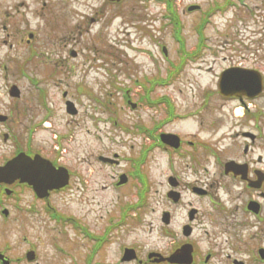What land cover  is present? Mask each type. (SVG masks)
<instances>
[{
  "label": "rangeland",
  "instance_id": "obj_1",
  "mask_svg": "<svg viewBox=\"0 0 264 264\" xmlns=\"http://www.w3.org/2000/svg\"><path fill=\"white\" fill-rule=\"evenodd\" d=\"M24 1L30 4L25 11L36 38L32 46L24 43L23 49L8 52L14 61L20 55L23 65L24 143L35 149L44 147L48 153L59 148L58 157L76 168L77 175L68 188L45 199L47 203L38 202L36 221L25 219L23 228L0 227V248L14 264H93L97 241L92 235L107 229L123 206L141 202L140 195L145 202L136 206L132 224L140 227L142 215L154 224L152 234L147 228L145 236L150 245L171 243L175 238L162 236L158 229L160 213L168 209L163 197L167 176L171 170H184V181L193 182L197 175L185 167V152L184 156L168 153L153 145V136L145 128H152L153 121L165 113L169 116L171 101L174 112L186 118L170 123L168 129L189 138L198 128L193 113L205 110L204 99L216 88L222 69L254 65L264 75V0H172L182 45L175 39L167 9L158 0H122L118 5L108 0ZM194 5L200 8L189 11ZM162 46L167 47L166 56ZM69 48L78 55H70ZM177 66L179 70H172ZM33 79H39L38 83ZM155 80L159 82L154 84ZM39 87L47 94L49 126L40 125L47 107L34 100ZM65 90L79 108L77 115L66 111ZM128 95L139 104L136 109L128 104ZM210 98L217 105L222 102ZM232 104L224 103L223 108ZM115 153L119 165L98 159ZM124 172L130 174L127 185L107 187L113 174ZM139 175H145V187ZM220 196L225 202L223 190ZM202 202L206 213L214 216L208 219L217 224L202 235L200 247L203 252L213 248L216 261L224 260L228 248L239 243L241 228L232 226L231 220L240 214L217 213L209 200ZM113 248L106 244L103 253H112ZM29 249L37 253L33 262L26 259Z\"/></svg>",
  "mask_w": 264,
  "mask_h": 264
},
{
  "label": "flooded vegetation",
  "instance_id": "obj_2",
  "mask_svg": "<svg viewBox=\"0 0 264 264\" xmlns=\"http://www.w3.org/2000/svg\"><path fill=\"white\" fill-rule=\"evenodd\" d=\"M25 8L29 11L30 4L24 0H0V52L6 48L5 55L0 58V166L15 158L20 152H26L31 156L41 153L49 158L55 167H67L73 181L77 169L65 163L62 156L58 157L60 151L48 153L44 147L25 148V123L23 116L20 115L23 111L24 98L21 83L23 65L20 55L16 56L14 61L8 54L11 50L23 49L24 43L32 46L36 38V33L28 26L30 23ZM226 68L256 67L229 65ZM223 70L218 75L216 88L208 91L210 96L204 99L202 106L205 110L193 113L198 119V128L189 138L168 129L170 123L186 118L180 113L174 112L169 116L165 113L158 121H153L152 128H145L153 136V145L161 147L168 153H182L183 156L186 153L188 157L184 159L185 167L197 175L193 182L184 181L182 177L184 170L181 173L171 170L167 176L168 188L164 190L163 197L167 200L165 208L168 209H162L161 225L158 229L162 236L175 240L166 245H150L145 236L147 228L150 230L149 234H152L153 222L147 223L141 215L138 217L143 220L139 223L140 227L132 224L136 222L133 216L136 206L145 201L125 205L121 215L93 238L97 241L94 247L96 251L94 255L97 254V257L93 264H264L263 96L260 94L249 98L246 95H221L218 85ZM13 87L19 90L20 96H14L18 91H12ZM65 93L64 100H72L67 90ZM41 96L47 99L45 92ZM213 96L222 101L220 105L211 101L210 97ZM35 100L41 103L38 96ZM228 102L233 104L223 108L224 103ZM36 106L42 109L40 104ZM138 106L137 103L136 108ZM164 133L179 135L180 147L175 149L171 144L164 143L161 137ZM164 138L168 140V137ZM227 164H233L234 167L227 169ZM124 173L127 180L129 176L130 181V174ZM122 174H113L112 182L107 187L119 188L127 185L129 181L119 185ZM222 190L227 197L225 202L220 196ZM54 193L56 190L50 192V195ZM204 200H209L213 208L217 209V213L229 211L232 214H240L239 219L231 220L232 226L241 228L239 243L234 244L233 248H228L229 252L225 253L224 260L216 261L218 255L213 248L203 252L200 247L202 235L217 224L209 220L214 217L212 213L211 218L203 209ZM39 201L48 202L38 198L33 188L26 183L19 180L12 183L0 182V227L15 225L23 228L22 221L25 219L36 221ZM166 212L168 215L165 221ZM135 229H142L144 233H136ZM106 244L107 248L115 245L114 252L103 253ZM179 249L191 252L189 261H186L184 255L174 256ZM0 253L14 264V260L4 249L0 248ZM21 258L18 257L16 261H20ZM0 264H4L1 258Z\"/></svg>",
  "mask_w": 264,
  "mask_h": 264
},
{
  "label": "water",
  "instance_id": "obj_3",
  "mask_svg": "<svg viewBox=\"0 0 264 264\" xmlns=\"http://www.w3.org/2000/svg\"><path fill=\"white\" fill-rule=\"evenodd\" d=\"M194 8L195 7H190V10ZM164 50L166 51V49ZM250 78H252L251 72L227 70L222 75L221 92L228 94L226 90L227 88L230 90L231 85L224 83H227V80L232 81L236 87L242 86L248 95H253L260 92L263 86L262 76L258 75L255 83L248 82ZM252 89H254L255 93L251 92ZM71 105L73 104L68 103L69 112L76 113V111L72 109ZM174 146L177 147L179 145L177 143ZM102 158L104 160H108V158ZM0 178H2V180L9 181L16 178H21V181H27L28 183L32 184L39 195L43 196L45 190L66 185L69 176L64 168L56 169L49 161L43 159L40 156H35V158L32 159L25 154H21L14 160L8 162L6 166L0 167ZM28 257L29 259H32L33 253L30 252Z\"/></svg>",
  "mask_w": 264,
  "mask_h": 264
},
{
  "label": "trees",
  "instance_id": "obj_4",
  "mask_svg": "<svg viewBox=\"0 0 264 264\" xmlns=\"http://www.w3.org/2000/svg\"><path fill=\"white\" fill-rule=\"evenodd\" d=\"M173 15L176 17V14L175 13H173Z\"/></svg>",
  "mask_w": 264,
  "mask_h": 264
}]
</instances>
